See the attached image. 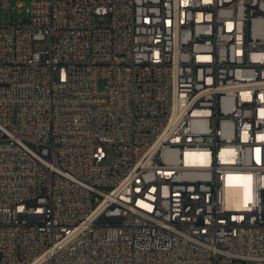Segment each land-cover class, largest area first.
Listing matches in <instances>:
<instances>
[{
	"label": "built area",
	"instance_id": "1",
	"mask_svg": "<svg viewBox=\"0 0 264 264\" xmlns=\"http://www.w3.org/2000/svg\"><path fill=\"white\" fill-rule=\"evenodd\" d=\"M16 5L0 264H264V0Z\"/></svg>",
	"mask_w": 264,
	"mask_h": 264
},
{
	"label": "rangeland",
	"instance_id": "2",
	"mask_svg": "<svg viewBox=\"0 0 264 264\" xmlns=\"http://www.w3.org/2000/svg\"><path fill=\"white\" fill-rule=\"evenodd\" d=\"M18 1H23L24 3L27 2V0H15L14 7L11 8H2L0 7V23L3 22H9L13 20H23L26 18V13L24 7L21 9L16 5ZM48 43V40H46L44 43L38 44L37 48H44ZM103 87V81H99L98 88L101 89Z\"/></svg>",
	"mask_w": 264,
	"mask_h": 264
},
{
	"label": "bare ground",
	"instance_id": "3",
	"mask_svg": "<svg viewBox=\"0 0 264 264\" xmlns=\"http://www.w3.org/2000/svg\"><path fill=\"white\" fill-rule=\"evenodd\" d=\"M173 118H181V111H173ZM220 211H213L212 222H219ZM229 226L232 228H240V221L237 218L229 219Z\"/></svg>",
	"mask_w": 264,
	"mask_h": 264
}]
</instances>
